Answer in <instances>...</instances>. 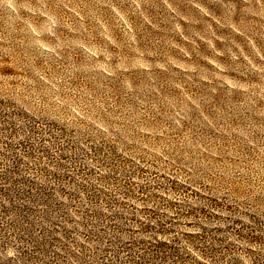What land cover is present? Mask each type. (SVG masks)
<instances>
[{
    "label": "rangeland",
    "instance_id": "obj_1",
    "mask_svg": "<svg viewBox=\"0 0 264 264\" xmlns=\"http://www.w3.org/2000/svg\"><path fill=\"white\" fill-rule=\"evenodd\" d=\"M16 164L63 205L35 206L30 233L0 213V264H99L129 235L264 264V0H0V170ZM89 209L121 216L86 226Z\"/></svg>",
    "mask_w": 264,
    "mask_h": 264
},
{
    "label": "trees",
    "instance_id": "obj_2",
    "mask_svg": "<svg viewBox=\"0 0 264 264\" xmlns=\"http://www.w3.org/2000/svg\"><path fill=\"white\" fill-rule=\"evenodd\" d=\"M0 200H3L5 203L0 204V213L6 215L7 213L14 212L17 213L15 216L19 219V216L22 217V221L26 223L23 229L25 233H30V226L32 227L33 222L31 223L29 218L35 213V206L41 205L45 207L59 208L62 207L63 203L61 200H57L54 193L51 190L46 188L44 189H35L32 181H27L20 178L19 176V166L12 165L11 167H3L0 170ZM29 184V190L25 193L23 192V185ZM83 190V189H82ZM84 189L82 193L85 195L84 201L85 205L94 207L106 199L102 198V192L95 191L86 193ZM60 197H69L66 190L62 189L60 191ZM77 198V199H76ZM72 201L78 200L77 196L72 195L70 197ZM74 202V204H75ZM7 204V206L3 205ZM74 206V205H73ZM49 211H51L49 209ZM93 210L89 209L84 211L85 216L81 221L86 226H93L97 220L102 222L106 221L108 218L101 213H95L92 215ZM81 215V214H80ZM121 216V214H113L112 217H109V222H113L111 218ZM121 218V217H120ZM28 220V221H26ZM128 221H134L133 219H127ZM70 222V221H69ZM100 222V221H98ZM81 226L82 223H79ZM55 233L63 232L65 235L72 233V230H68L58 223H53ZM167 224H157V227H151L147 225L145 230H151L152 232L159 234H166L169 230L166 227ZM119 226V225H118ZM34 228V227H33ZM98 235L107 234L111 228L116 232V234L126 233L125 228L122 226L117 227L116 225L111 226H96ZM36 230V229H34ZM46 232V230H45ZM48 235H53L54 232ZM33 233V232H32ZM29 235V234H27ZM45 235V234H43ZM152 236V235H151ZM156 236H159L156 238ZM167 235H155L152 240L144 241L142 239H137L136 237L129 235L128 241H120L119 238H116V241H110L108 249L103 253L96 256L99 264H220V258H217L213 252H211L210 246H206L205 249H200L201 247L195 245L194 240H198L200 244L205 246L209 240L205 236H195L190 235L189 244L198 249L196 252L191 251H180V241L177 239H166ZM201 238V239H200Z\"/></svg>",
    "mask_w": 264,
    "mask_h": 264
}]
</instances>
